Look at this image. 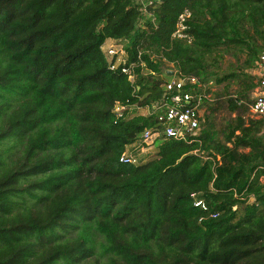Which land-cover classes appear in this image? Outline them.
Listing matches in <instances>:
<instances>
[{"label":"trees","instance_id":"obj_1","mask_svg":"<svg viewBox=\"0 0 264 264\" xmlns=\"http://www.w3.org/2000/svg\"><path fill=\"white\" fill-rule=\"evenodd\" d=\"M262 52L264 0H0V264H264V116L242 118ZM174 74L225 84L222 140L209 99L190 140L159 132ZM145 128L154 150L121 161Z\"/></svg>","mask_w":264,"mask_h":264},{"label":"built area","instance_id":"obj_2","mask_svg":"<svg viewBox=\"0 0 264 264\" xmlns=\"http://www.w3.org/2000/svg\"><path fill=\"white\" fill-rule=\"evenodd\" d=\"M142 5L144 11L149 5H153L156 0H136ZM190 15L188 11H184L178 17L173 37L189 40V35L185 32L187 25L185 23ZM105 55L111 57V68L123 61V54L116 45H109L105 50ZM110 59V60H111ZM256 74L259 76L258 86L255 89L253 100L248 107L252 115L256 117L264 116V52L260 53L256 61ZM122 71L128 74L129 79H133L132 66H123ZM195 85V87H193ZM190 87L189 90L185 87ZM193 88H200L201 91H195ZM165 94L160 101L156 102L152 108L157 111L158 121L161 124L160 133L167 138L188 141L189 136L198 134L199 119L198 108L203 100L209 99L207 93V85L205 80H199L195 76H181L174 74L164 83ZM121 106H116L115 110L119 111ZM157 133L150 128H145L134 144L138 149V154H134L127 148L121 155L120 160L138 163L139 156L147 153L150 148L149 144ZM197 205L204 207L201 201L196 202Z\"/></svg>","mask_w":264,"mask_h":264},{"label":"rangeland","instance_id":"obj_3","mask_svg":"<svg viewBox=\"0 0 264 264\" xmlns=\"http://www.w3.org/2000/svg\"><path fill=\"white\" fill-rule=\"evenodd\" d=\"M253 38L256 42L258 43L261 42L260 40H257L256 37ZM109 45H115V42L112 40L107 41L102 46V49L105 50ZM246 52H247V48H245V46H239L234 43L231 44L229 47L225 48L223 51H220L219 55L217 56V62H216V64L219 66L218 74L222 75L226 72L233 71L241 67L243 65V61L246 58ZM213 65L215 64L213 63ZM167 67L170 69L171 66L166 65V68ZM246 70H249V72L252 74L254 72L256 73V67L251 69L248 68ZM213 78L214 77H208V79H205V85H207V93L210 96L209 101H211V103L202 108L203 117L205 118V116L209 115V118H208V122L206 121L207 123L204 124L202 123L200 127V131L206 126V129H208L209 131H213L215 133L217 139L222 140V134H223L222 127L224 126L226 121H228L231 117H234V114H231L227 110L224 104L225 98L222 96V94L225 92L223 90V86L225 84L223 83L216 84ZM229 85L230 87L227 93L233 95L234 91L237 88V82L232 80L230 81ZM253 97H254L253 93L248 92L247 98L243 99L244 100L243 105H245L246 108L244 110V113L242 114V118H244L246 121L249 118L252 119L259 118L252 115L248 107L250 102L249 100ZM143 112L146 113V111ZM149 148H150V152L154 150L152 142H150Z\"/></svg>","mask_w":264,"mask_h":264},{"label":"crops","instance_id":"obj_4","mask_svg":"<svg viewBox=\"0 0 264 264\" xmlns=\"http://www.w3.org/2000/svg\"><path fill=\"white\" fill-rule=\"evenodd\" d=\"M107 41H110V40H107ZM107 41H106V42H107ZM255 89H256V88H255ZM255 89H254V91L252 92V93H253V96H254V93H255Z\"/></svg>","mask_w":264,"mask_h":264}]
</instances>
